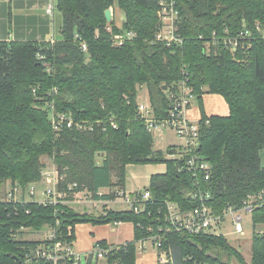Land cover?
<instances>
[{"label": "trees", "instance_id": "16d2710c", "mask_svg": "<svg viewBox=\"0 0 264 264\" xmlns=\"http://www.w3.org/2000/svg\"><path fill=\"white\" fill-rule=\"evenodd\" d=\"M161 1L57 0L62 25L56 44L45 34L0 41V264H47L35 259L36 251L56 242L73 244L76 225L120 222L134 225L135 239L117 247L98 243L110 249L107 264H136L137 244L158 234L163 236L159 252L170 258L159 264H231L233 258L264 264V232L256 230L264 225V203L252 212L249 263L223 235L168 232L162 209L168 200L189 212L198 205L191 196L208 192L209 205L221 215L229 206L242 210L249 197L264 191V0H175L184 43L173 47L155 40ZM115 7L125 21L112 22L114 34H135L121 47L113 45L105 19ZM240 33L245 36L235 51L215 44L214 38ZM182 81L202 109L195 152L210 164L209 180L204 173L194 178L185 160L168 157L177 146L154 149L138 110L140 89L146 87L156 119L165 120L173 105L168 93ZM206 93L223 96L230 115L208 117ZM53 112L71 118L73 127L55 130ZM44 157L57 167L60 191H85L95 201L126 193L129 165L164 164L166 171L137 192H150L140 205L144 211L91 215L62 202L41 203L35 195L27 199L43 180ZM8 184L12 199L4 192ZM105 188L113 192L100 194ZM46 227L54 230L53 239L22 237L24 230L41 233Z\"/></svg>", "mask_w": 264, "mask_h": 264}, {"label": "built area", "instance_id": "2783aa9c", "mask_svg": "<svg viewBox=\"0 0 264 264\" xmlns=\"http://www.w3.org/2000/svg\"><path fill=\"white\" fill-rule=\"evenodd\" d=\"M176 5L177 2L175 0H162L160 3V9L157 13L160 28L155 35V40L166 44L168 47L178 46L184 43V38L178 33L179 11ZM54 9L55 6L53 3H49L46 8L47 14L53 17ZM107 31L112 35L111 40L116 47L124 46L135 37L133 32L114 34L113 28L110 24L107 27ZM244 36V33H240L236 36L226 35L221 39L214 38V41L215 44H223L232 51H235L238 49L239 42ZM53 40H51L52 43ZM83 49H87L86 44H83ZM168 95L172 99L173 105L165 120L160 121L156 119L151 103L144 104L139 102V113L145 120L146 127L152 135L162 133L163 129L168 128L175 133L179 140L182 141L183 144L177 146V151L168 156L170 159L185 160L187 170L192 173L194 178H197L199 173H204L205 179L209 180L211 169L210 164L195 152L199 147L200 121H191L187 115L192 102L195 100L194 91L185 81H182L177 85L174 91H169ZM51 107L53 108V106ZM53 114L52 124L55 130H59L63 125H66L69 128L73 127V121L71 118L64 114H55L54 112ZM206 124H209V120L206 121ZM115 126L116 125H114V127ZM79 128H82V126ZM43 178L52 179V183L44 192L45 199L42 203H64V198L67 192L58 189L59 175L57 169L54 168L52 171L44 170ZM76 187V183L71 184L69 186V191H74ZM137 192H134L136 194L130 193L129 195L120 192V198L128 204L129 209H134L136 212H142L144 211V207L140 205H142L143 201L150 199L151 195L149 191H144L141 195ZM29 193L30 195L36 194L35 186L30 188ZM1 198L0 193V199ZM191 198L196 200L198 205L195 209L189 212L181 211L176 203L166 200L162 209L165 210L168 232H187L193 235L209 233L213 227L221 225L228 216L237 215L235 221L237 224L235 225V228L240 235H243L244 232L241 226L242 217L238 214L242 211L252 214L257 207L264 203V191L257 197H249L242 210L237 211L229 206L221 215H216L213 211V207L209 205L212 199L210 193L198 192L191 196ZM9 199H12L11 194H9ZM161 232H163V230H161ZM54 237L55 232L52 230L48 239H53ZM162 238L163 236L158 234L146 241H151L159 251V248H161L162 245ZM72 247L73 244L63 242H56L52 246H43L36 251L35 259L47 264H70L68 261L73 260V263L76 264L80 261V257L74 253ZM109 250L110 249H105L97 245L94 252L91 254V257L96 256L98 259H104ZM161 253V262H168L169 258L167 254L164 252Z\"/></svg>", "mask_w": 264, "mask_h": 264}, {"label": "rangeland", "instance_id": "374dc122", "mask_svg": "<svg viewBox=\"0 0 264 264\" xmlns=\"http://www.w3.org/2000/svg\"><path fill=\"white\" fill-rule=\"evenodd\" d=\"M49 3H53L55 6L53 17L47 14V6ZM57 0H0V37L5 36L3 40H16L19 36L35 37L40 38L41 35L45 34L46 41L54 38L52 44H56L61 40L60 28L62 25V17L58 12ZM113 21L116 25L122 26L125 21V14L117 7L112 9ZM49 21L46 23L45 21ZM112 21V22H113ZM112 25V23H109ZM48 28V29H47ZM48 32H47V30ZM140 103H150L148 91L146 87L140 89L139 92ZM192 105L198 106V101L194 100ZM154 149L166 151L167 148L172 144L182 143L181 140L172 132L170 129H163L162 133L153 135ZM43 162L46 164V171H52L57 168L53 160L48 157L43 158ZM263 164H264V152H263ZM165 171V165L163 164H146V165H130L127 167L126 176V194H130L135 189L140 188L144 190L150 185V177L152 174L160 173ZM52 179H44L38 185H35L36 194L35 199L39 202H43L45 199L44 192L51 185ZM10 184L7 185L4 192L9 196L11 193ZM118 191V190H116ZM1 193V192H0ZM16 198L20 199V192L15 193ZM9 198V197H8ZM120 198V197H118ZM27 199L32 200L30 193H27ZM121 199V198H120ZM70 203L71 207L79 213H87L89 211L91 215H99L103 213L104 205L95 203L92 196L85 192L79 193H67L64 198ZM63 200V201H64ZM127 205V206H126ZM109 207L114 210H127L129 209L128 204L123 200H116L109 204ZM128 207V208H127ZM85 211V212H84ZM238 215L242 217L241 226L244 232V236H241L235 228L237 215H230L226 220L217 227H213L209 233L213 235H223L229 241L230 244L236 245L238 240H243V245L239 246L243 253L245 260H249L250 251L248 247L249 241L253 238L254 224L252 220V214L246 211L240 212ZM22 237L29 240H45L51 235L52 230L50 227H46L43 232L37 233L32 230H24ZM216 251V250H214ZM213 251V252H214ZM212 252V253H213ZM166 253V252H164ZM217 253V252H216ZM227 255H224V260H227ZM102 259H98L96 256L92 258L91 264H97ZM74 264V263H73ZM78 264V263H76ZM82 264H89L85 257L82 258ZM231 264H240L237 259L233 258Z\"/></svg>", "mask_w": 264, "mask_h": 264}, {"label": "crops", "instance_id": "0c3cea01", "mask_svg": "<svg viewBox=\"0 0 264 264\" xmlns=\"http://www.w3.org/2000/svg\"><path fill=\"white\" fill-rule=\"evenodd\" d=\"M45 22L47 23L49 21L47 20ZM19 37H21L22 39H28V38L30 39V37H27L25 35ZM4 38L6 39L5 36L0 37V39H4ZM202 102H203V111L208 117H212V116L228 117L230 115V107L228 103L226 102L224 97L219 94L206 93L202 97ZM187 115L191 121L194 122L200 121L202 118V109L200 108L199 103L198 106L195 107L191 105ZM182 144L183 143H177V144H172L170 146H178ZM165 171H166V165H165ZM165 171L160 173H164ZM153 175L155 174H152L151 177ZM151 177H150V181H151ZM137 191H141V189L140 188L135 189L131 193ZM111 192H113V190L105 188L100 191V194H110ZM116 200H121V199L116 198L110 201H95V203L97 204L102 203L104 205L103 212H105V210H114L109 207V204L115 202ZM69 202L66 201V204L70 205ZM117 211H123V210H117ZM86 212L90 213L89 211ZM256 230L259 232H264V225H258ZM241 236H244V234ZM134 239H135V227L132 223L120 222V223H110L106 225H95L92 223H84V224H78L75 227V241L73 243L72 248L74 253L80 257V261L78 262V264H82L83 257H85L87 262L91 264L93 257H91V260L89 259V257L94 252L98 243L105 242L106 245L109 247H117L132 242L134 241ZM243 242H244L243 240H238L237 244L233 245L236 249H238V251L241 253L242 256L243 253L239 246L243 245ZM251 246H252V239L251 241H249L247 247L250 249V251H251ZM161 256L162 253L158 251V249L153 245L151 241L139 242L137 244L136 264H159L162 263ZM243 258L245 259V257ZM245 261L246 263H249L251 261V252L249 254V260H245ZM97 264H107V262L105 259H102L101 262H98Z\"/></svg>", "mask_w": 264, "mask_h": 264}, {"label": "water", "instance_id": "95a60500", "mask_svg": "<svg viewBox=\"0 0 264 264\" xmlns=\"http://www.w3.org/2000/svg\"><path fill=\"white\" fill-rule=\"evenodd\" d=\"M105 19L108 23H112L113 21V12L111 9H108L106 12H105Z\"/></svg>", "mask_w": 264, "mask_h": 264}]
</instances>
